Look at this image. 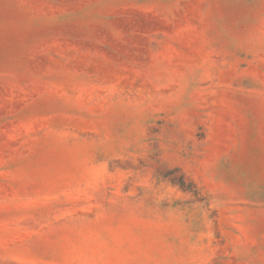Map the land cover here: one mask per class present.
Listing matches in <instances>:
<instances>
[{"label":"rangeland","instance_id":"rangeland-1","mask_svg":"<svg viewBox=\"0 0 264 264\" xmlns=\"http://www.w3.org/2000/svg\"><path fill=\"white\" fill-rule=\"evenodd\" d=\"M0 264H264V0H0Z\"/></svg>","mask_w":264,"mask_h":264}]
</instances>
